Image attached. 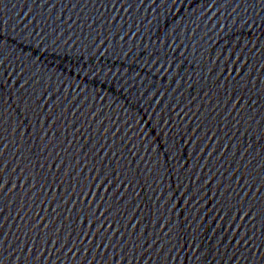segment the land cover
I'll use <instances>...</instances> for the list:
<instances>
[{"label": "water", "instance_id": "95a60500", "mask_svg": "<svg viewBox=\"0 0 264 264\" xmlns=\"http://www.w3.org/2000/svg\"><path fill=\"white\" fill-rule=\"evenodd\" d=\"M0 264H264V0H0Z\"/></svg>", "mask_w": 264, "mask_h": 264}]
</instances>
